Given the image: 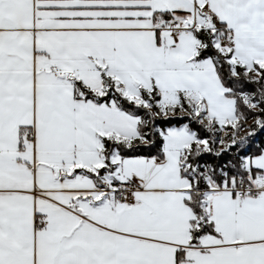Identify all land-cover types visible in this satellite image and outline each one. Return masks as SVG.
<instances>
[{
  "label": "snow or ice",
  "instance_id": "6c2138e0",
  "mask_svg": "<svg viewBox=\"0 0 264 264\" xmlns=\"http://www.w3.org/2000/svg\"><path fill=\"white\" fill-rule=\"evenodd\" d=\"M0 264H264V0H0Z\"/></svg>",
  "mask_w": 264,
  "mask_h": 264
}]
</instances>
